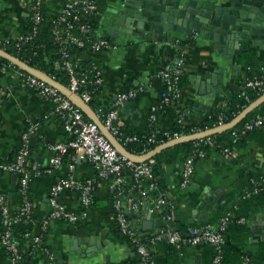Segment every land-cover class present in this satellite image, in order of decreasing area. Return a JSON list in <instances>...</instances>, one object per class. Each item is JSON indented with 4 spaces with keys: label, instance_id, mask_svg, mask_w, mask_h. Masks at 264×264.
<instances>
[{
    "label": "crops",
    "instance_id": "obj_1",
    "mask_svg": "<svg viewBox=\"0 0 264 264\" xmlns=\"http://www.w3.org/2000/svg\"><path fill=\"white\" fill-rule=\"evenodd\" d=\"M68 1L49 0L46 4L48 19L51 21L59 14ZM97 3L94 35L109 39L113 46L101 52L84 51L77 57L76 63L81 65L84 60H93L101 65L104 81L97 107L114 108L121 94L131 89L137 90L136 97L128 100L134 102V107L128 110L123 109L122 105L120 108L118 123L126 131L146 136L157 129H172L177 123L173 106L160 108L164 82L158 75V71L176 55H182L185 60L181 106L187 126L200 123L222 105L226 96L239 91L240 80L244 78L246 70L242 55L255 53L258 61L264 63V49L258 47L236 52L232 59H227L218 49L198 37L187 39L180 36V39L168 40L166 36H156L152 40H146L132 35L125 36L123 33L118 37L113 36V20L117 17L121 0H97ZM30 13V0H0V27L5 29V33L8 32V36L18 37L19 29L29 24ZM15 65L0 66V164L14 158L23 133L30 124L36 123L38 128L30 138L28 164L38 165L42 174L34 178L29 186V195L34 204L32 213L14 230V236L26 255L28 264H128L134 260L136 252L133 245L119 234L117 220L111 210L113 179L99 177L94 163L79 157L72 161L73 156L70 155H66L60 168L52 173L46 171L53 155L50 145L65 142L71 136L55 114L53 103L41 98L31 86L21 83ZM220 67L227 69L223 90L215 99H207L199 94L201 74L206 71L217 72ZM153 106L157 107V120L152 124L150 115ZM86 117L92 120L88 114ZM71 162L75 164L76 178L96 181L88 216L77 223L52 219L44 225L51 209L50 188L59 178L68 175ZM184 162L185 158L181 156L170 158L159 166L157 180L160 188L151 189L147 186L142 192L126 194L123 197L124 208H128L130 199L145 200V205L133 212L147 217L151 214L154 222H159L163 220L162 209H157L155 204L163 195L177 201L178 208L189 223L194 217V224L202 222L195 216L196 209L202 211V200L209 202L226 193L224 202L231 193H237L247 183L245 175L248 172L264 173V128L231 155L211 152L207 158L198 159L191 184L184 189L175 190L180 187ZM0 188L7 204L16 209L22 200L18 176L15 178L14 173L0 170ZM60 201L74 212L80 213L83 209L80 195L74 190L63 191ZM218 205L220 204H214L207 212V220L218 215ZM246 206L243 211L250 213L246 232L242 234L235 231L233 236L248 256L253 255L262 262L264 203H247ZM143 221V218L138 217L137 225L142 227ZM1 229L0 212V233ZM35 237L41 238L48 251L33 247ZM91 237H94L95 250L86 254L85 249L90 247ZM154 259L158 264H211L207 248H172L167 243H161L154 249ZM0 264H13L1 242ZM228 264H248V261L233 253L228 258Z\"/></svg>",
    "mask_w": 264,
    "mask_h": 264
},
{
    "label": "built area",
    "instance_id": "obj_2",
    "mask_svg": "<svg viewBox=\"0 0 264 264\" xmlns=\"http://www.w3.org/2000/svg\"><path fill=\"white\" fill-rule=\"evenodd\" d=\"M49 0H36L30 4L34 12L33 33L36 34L43 21L41 7ZM98 8L97 0H69L62 11L51 19L52 34L56 40L60 41L65 46L62 48V64L65 66L70 75V81L67 88L80 96L85 102L91 99V90L89 85L97 86L103 84L102 70L85 68L79 69L76 62L73 61V55L67 50L66 46L76 45L78 47L88 46L92 52H101V50L110 49L113 45L111 41L105 37H96L90 25V18L96 13ZM18 42L15 46L19 49L22 41L32 39V35L15 37ZM11 45L10 38L0 40V48L7 51V47ZM18 70L20 81L23 85L31 86L36 90L38 95L53 103L55 114L60 118L64 129L70 134V138L65 142L54 143L50 145L53 153L50 159V167L47 172L52 173L55 169L63 165L66 155L73 150V160L76 157L85 158L94 163L98 170V175L104 179H113L115 189L114 207L117 211V220L120 224L121 231L127 235L135 246V251L139 258L129 264H158L151 254L148 245L143 243L142 237L138 231L132 226L131 221L127 218L126 212L123 210L122 196L138 191H143L147 185L151 189H159V182L153 172L154 160L136 162L119 153L115 146L109 141L105 134L101 131L98 124L86 117L84 110L72 101L67 95L61 92L57 87L39 78L23 68L15 65ZM185 71V60L182 55H176L159 71L158 75L164 82V88L161 93V106L165 108L173 106L177 114V123L182 127L185 125V115L182 110V79ZM92 73H94L92 75ZM92 76V77H90ZM54 79L53 77L49 76ZM55 80V79H54ZM254 89L259 94H264V66L260 74H256L243 79V84L239 91L242 96H247V90ZM137 90L131 89L128 92L121 94L118 98L116 107L107 109L99 107L96 115L101 118L105 127L115 136V138L124 146L141 140V136L137 134H128L118 123L120 117V108L124 102L136 97ZM157 107H152L150 120L153 123L157 120ZM223 125L230 121H226L227 117L221 115L220 118ZM232 121V120H231ZM264 123V114H258L250 121L245 123L240 132L252 130ZM37 124H30L27 130L23 133L22 144L18 150L14 160L0 164V170L17 174L19 192L22 200L20 206L13 210L6 202V197L0 188V212L2 222V233L0 242L8 251L13 264H22L23 252L19 242L14 236L15 227L29 217L32 213L34 204L29 197V186L32 180L42 174V170L38 165H29L28 158L31 152L30 138L37 130ZM190 134H196L204 130H200L196 125L189 127ZM158 133L164 139L169 141L184 136L182 131H171L170 129H157ZM189 134V135H190ZM235 136L238 131H234ZM213 136V135H212ZM145 141L147 145L157 142L155 135H146ZM211 141V136L203 137L197 140ZM225 153H231L229 149L224 150ZM148 153V152H146ZM145 153V154H146ZM197 158H205L204 152L195 149L188 158L185 159L182 179L180 187H188L194 176ZM69 173L65 177L59 178L50 188L49 202L50 212L44 225H47L52 219H64L68 222L77 223L84 220L89 213L93 193L95 190L96 181L93 179H78L74 175L75 164H69ZM127 172H130L132 178ZM255 187L252 192H246L245 196L249 197L252 193L264 191V175L258 180H253ZM65 190H74L79 193L82 204L80 213L70 210L63 202L60 201V195ZM145 205V200L134 201L129 200L128 209L132 211L140 210ZM157 209H162V218L165 221V226L159 231L152 234L148 242L155 247L160 242L166 241L176 248H181L186 244L196 246L200 243H209L215 249L213 264H224L223 243L224 233L229 225L232 211H228L217 224L207 225H191L188 228L187 234L175 230L170 226L172 214L169 211L175 209L168 198L161 195L155 204ZM167 210V211H166ZM150 211H153L151 209ZM240 222H246V218H240ZM26 236H29L26 234ZM34 248L41 246V238H33ZM44 251H47L42 248ZM52 257V256H51Z\"/></svg>",
    "mask_w": 264,
    "mask_h": 264
},
{
    "label": "water",
    "instance_id": "obj_3",
    "mask_svg": "<svg viewBox=\"0 0 264 264\" xmlns=\"http://www.w3.org/2000/svg\"><path fill=\"white\" fill-rule=\"evenodd\" d=\"M112 26V35L116 37L120 33L146 40L149 38L152 40L156 36H166L168 40L180 39L178 38L180 36L187 39L198 37L218 49V52L222 53L225 58L232 59L236 52H242L250 47L264 49V0H203L201 2L198 0H121L117 17L114 18ZM5 36H8V32L5 33ZM11 37L15 38V35ZM0 55L57 87L92 117V120L98 124L119 153L136 162L148 161L170 146L229 130L237 126L247 115L264 103V94H262L228 123L196 134L184 135L166 142L146 154L135 155L115 138L89 104L80 96L1 48ZM226 71L225 67H220L217 72L206 71L201 74L202 82L198 85L199 94L204 95L207 99H215L216 96L220 95L223 90ZM133 107V101H126L123 104V109L130 110ZM14 177L17 178V174H14ZM225 195L226 193L216 196L209 202L202 200V211L195 210L197 219L199 221L207 220L209 216L207 212L214 204H221ZM125 212L132 220L131 224L138 231L145 244H147L150 235L166 224L164 220L154 222L151 214L148 217L136 214L127 207ZM138 217L144 220L142 227L137 225ZM189 221L194 223L195 217ZM93 241L94 237H91L90 247L85 249L86 254L95 250Z\"/></svg>",
    "mask_w": 264,
    "mask_h": 264
},
{
    "label": "trees",
    "instance_id": "obj_4",
    "mask_svg": "<svg viewBox=\"0 0 264 264\" xmlns=\"http://www.w3.org/2000/svg\"><path fill=\"white\" fill-rule=\"evenodd\" d=\"M35 1L36 0H30V4H32ZM46 7L47 5L45 3L41 7V13L44 19L36 34L33 33V26H34L35 19H34L33 9H31L29 24L26 27L20 28L18 31V34L23 35V36L32 35V39L28 41H22L21 47L19 49L15 46V43L18 42V40L15 38H12L11 36H5V29L3 27H0V40L10 38L11 45L7 47V52L18 57L20 60L27 63L29 66L40 70L41 72L45 73L48 76L53 77L55 81L60 83L62 86L67 87L70 81V75L67 69L65 68V66L62 64V51H63L62 48L65 46V44L63 45L60 41L56 40L55 37L53 36L52 34L53 25H52V22L48 19ZM95 14H93L90 18V25L93 31L96 27ZM66 47H67V50L73 55L74 62H77V57H79L82 52L89 51V50L90 52H92L88 46L82 48L76 45H69ZM241 59L242 61L246 63V70H245L244 78L261 73V69L264 66V63L258 61V58L255 55V53L250 52L246 54V56L242 55ZM8 64H14V63L0 55V66H4ZM78 67L79 69H82V70L85 68H88V69L93 68V69L102 70L101 65L98 62L93 61V60H84L83 64H81ZM93 74L94 73H92V75ZM243 79L240 80L241 86L243 84ZM88 88L92 91L91 92L92 96L88 104L90 107H92V109L96 113L99 109V106L97 107L96 103L102 92L103 84L97 85V86L89 85ZM261 95L262 94H259L254 89H248L247 90L248 98H247L246 96H242L240 91H236L226 96L224 101L222 102V105L219 108L213 110L200 123L196 124V127H198L200 130H207V129H211L213 127L219 126L220 124H222L221 120L219 119L221 115H225L227 117L226 119L227 122L231 121L235 119L252 102L257 100ZM258 114H264V103H262L257 109H255L253 112L247 115L237 126L211 136V141L209 142H206L205 139L187 141V142L172 146L170 148H167L164 151L160 152L154 158H152L154 160L153 172H154L156 179H157V173L159 171V166L167 162L170 158H178V157L183 156L186 159L188 158V156L191 155V153L195 149H198L204 152L205 158H207L211 152L220 153L226 156L233 154L237 148L242 147L243 144H245L247 140L256 136L257 133L260 132L264 128V123H263L261 126L255 127L252 130L246 131L244 133L240 132L242 126ZM85 115L87 116V114ZM189 127L190 126L186 128H182L178 123H176L175 126L170 130L171 131H182L184 135H189L190 134ZM236 130L238 131L237 136L233 134V132ZM124 131L128 134H135V133H132L126 130ZM152 134L157 137L156 143L147 145L145 141V137L140 135L141 136L140 141L133 142L131 144L126 145V148L135 155H143L146 152L153 151L157 146L163 143H166L168 141L167 139H164L162 136H160L158 133L156 134L155 131L152 133H149V135H152ZM21 144H22V141H21ZM21 144L17 147L14 158L12 160L15 159L16 154L21 147ZM225 149H229L231 153H225L224 152ZM72 154H73V151L71 150L67 155L72 156ZM198 159L199 158H197V160ZM127 174L132 178L130 172H127ZM262 175H264V173H260L256 171L248 172L247 175H245L247 177V183H244L245 185L242 186L241 189L237 193L235 194L231 193L226 201L218 205L217 207L218 215L214 218H211L209 220L202 221L196 224L189 223L188 219L183 215L181 210L178 208L177 201L173 197L169 198V201L175 205V209L173 211L168 210V212L172 214V220L170 221V226L174 228L175 230L182 232L183 234H187L188 228L191 225L217 224L220 218H222L228 211H232L233 216L231 217L229 225L224 233V239H225L223 243L224 264H228V258L233 253H235L238 257H241V259L244 261L247 259L248 264H264V257L261 258L263 261L260 262V260L258 261L253 255L248 256V254H246L245 250L243 249V246L240 245L239 242L235 241V238L233 236L235 231L238 233H242V234H245L246 232V224H247V220L249 218L250 213L247 211L246 212L243 211L244 210L243 207H245L247 203L250 205L251 204L258 205V204L264 203V191L262 190L256 193H252L249 197L245 196L246 192L253 191L255 187V183L253 182V180H258L260 176ZM145 187H147V185ZM95 189H96V185H95ZM177 189H184V188L177 187L175 190ZM115 194L116 192L114 189L113 199L111 202V210L115 214V217L117 220V211L114 207ZM124 196H122L121 198L123 199ZM92 201H93V198H92ZM12 209L16 210L15 208H12ZM123 210L125 211L124 204H123ZM126 216L130 220L127 213H126ZM242 217L246 218L245 223L240 222V218ZM1 226H2V222H1ZM117 226H118L119 234L122 235V237L127 239L133 245V243L128 238V236L123 234V232L121 231L118 220H117ZM2 230L3 229H1V233H2ZM161 243H167L172 248H176L174 245H171L170 243L166 241L160 242L159 244ZM159 244H157L155 247H152V245L149 243L146 244L148 245V248L151 250V254L153 257H154V249ZM41 246L43 249L48 251V249L45 248L42 242H41ZM41 246L37 247L36 249L42 250ZM184 246H192V245L186 244ZM133 247L135 249L134 245ZM194 247L207 248L211 256V264H213L215 249L211 244L200 243L199 245H196ZM138 258L139 256L136 253V256L133 261H136ZM21 263L28 264L26 255L24 254V252H23V261Z\"/></svg>",
    "mask_w": 264,
    "mask_h": 264
}]
</instances>
